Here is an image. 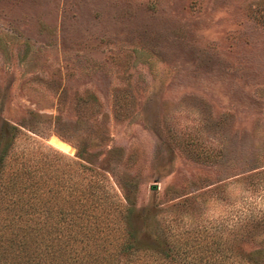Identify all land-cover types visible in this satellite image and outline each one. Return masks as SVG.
<instances>
[{
	"label": "rangeland",
	"instance_id": "1",
	"mask_svg": "<svg viewBox=\"0 0 264 264\" xmlns=\"http://www.w3.org/2000/svg\"><path fill=\"white\" fill-rule=\"evenodd\" d=\"M0 121L154 242L264 235V0H0Z\"/></svg>",
	"mask_w": 264,
	"mask_h": 264
},
{
	"label": "trees",
	"instance_id": "2",
	"mask_svg": "<svg viewBox=\"0 0 264 264\" xmlns=\"http://www.w3.org/2000/svg\"><path fill=\"white\" fill-rule=\"evenodd\" d=\"M17 129L0 121V264H264V235L154 242L143 235L135 208L125 198L115 201L113 187L108 192L96 179L79 181L50 167L42 153L12 151ZM80 166L82 179L86 166Z\"/></svg>",
	"mask_w": 264,
	"mask_h": 264
},
{
	"label": "bare ground",
	"instance_id": "3",
	"mask_svg": "<svg viewBox=\"0 0 264 264\" xmlns=\"http://www.w3.org/2000/svg\"><path fill=\"white\" fill-rule=\"evenodd\" d=\"M52 144L56 146L58 149L69 152L72 150V147L65 141L61 140L60 138L54 137L51 140Z\"/></svg>",
	"mask_w": 264,
	"mask_h": 264
},
{
	"label": "clouds",
	"instance_id": "4",
	"mask_svg": "<svg viewBox=\"0 0 264 264\" xmlns=\"http://www.w3.org/2000/svg\"><path fill=\"white\" fill-rule=\"evenodd\" d=\"M257 206L261 209H264V198L257 199Z\"/></svg>",
	"mask_w": 264,
	"mask_h": 264
}]
</instances>
